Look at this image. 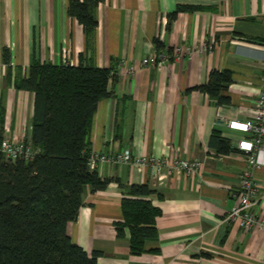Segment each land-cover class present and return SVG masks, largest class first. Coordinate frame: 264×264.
<instances>
[{"label":"crops","instance_id":"crops-1","mask_svg":"<svg viewBox=\"0 0 264 264\" xmlns=\"http://www.w3.org/2000/svg\"><path fill=\"white\" fill-rule=\"evenodd\" d=\"M70 1L0 0V143L30 134L34 94L16 89L15 77L34 61L118 72L176 46L192 50L160 70L117 73L109 84L112 96L98 103L93 117L92 152L115 157L129 149L149 162L141 172L132 164H96L99 178L110 182L86 191L77 219L67 224L71 242L88 254L98 252V264H264V228L244 231L223 221L237 203L246 166L235 146L243 134L228 123L252 119L264 85V0H103L88 43L82 25L68 14ZM180 5L198 9L173 16ZM202 47L205 52L197 51ZM215 71L231 73L225 92L230 104L217 106L198 90ZM213 134L234 150L219 153L210 145ZM176 158L200 166L189 175L174 168ZM254 177L264 183V166ZM130 185H147L160 210L157 238L140 254L131 252L127 228L117 234ZM254 210L264 212L262 187Z\"/></svg>","mask_w":264,"mask_h":264},{"label":"trees","instance_id":"trees-1","mask_svg":"<svg viewBox=\"0 0 264 264\" xmlns=\"http://www.w3.org/2000/svg\"><path fill=\"white\" fill-rule=\"evenodd\" d=\"M101 2L69 3L68 14L82 25L87 43L97 27L94 13ZM196 9L180 5L173 16ZM4 55L9 64L7 50ZM7 73L9 79L10 68ZM25 73L15 77V88L34 94L31 131L25 141L37 154L30 160L10 161L0 153V264H98L99 253L88 254L72 243L66 228L77 219L86 191L102 190L110 182L89 166L90 133L98 103L112 96L109 84L116 79L115 71L34 61ZM230 83L231 73L215 71L198 90L217 106L227 105ZM210 145L222 154L234 150L216 134ZM127 192L131 197L121 202L123 223L117 234L122 236L127 228L130 250L140 254L147 252L146 242L157 238L155 219L160 210L149 200L153 191L147 185H130Z\"/></svg>","mask_w":264,"mask_h":264},{"label":"built area","instance_id":"built-area-1","mask_svg":"<svg viewBox=\"0 0 264 264\" xmlns=\"http://www.w3.org/2000/svg\"><path fill=\"white\" fill-rule=\"evenodd\" d=\"M197 51L200 53L205 52L206 47H202V49H198ZM191 54L192 50L189 47L176 46L171 51H160L155 55H148L138 64H133L128 67L121 66L119 71L115 72V75L117 73L132 75L139 67L143 66H152L160 70L169 61L178 63L182 58L189 57ZM66 65L71 66V63H67ZM228 128L243 134L240 139L235 141V146L239 152L246 156V166L239 177V189L235 195L237 197V203L230 208L223 221L227 223L237 222L239 227L244 231H250L252 229L261 230L264 228V212L259 213L254 208L258 206L259 187L264 188V183L260 185L256 183L254 171L264 166V163L260 160L261 155L264 154V85L260 90L252 119L249 121L229 122ZM0 153L7 160L15 161L18 159L30 160L37 154V151L25 140H4L0 143ZM106 162H113L119 165L132 164L137 172H141L145 164L149 162V159L136 158L129 149H124L115 157H108L105 154L92 152L89 158V166L91 169L95 168L97 163ZM173 166L190 175L197 172L200 163L176 158Z\"/></svg>","mask_w":264,"mask_h":264},{"label":"rangeland","instance_id":"rangeland-1","mask_svg":"<svg viewBox=\"0 0 264 264\" xmlns=\"http://www.w3.org/2000/svg\"><path fill=\"white\" fill-rule=\"evenodd\" d=\"M232 133H234V134H240V133H237V132H232Z\"/></svg>","mask_w":264,"mask_h":264}]
</instances>
